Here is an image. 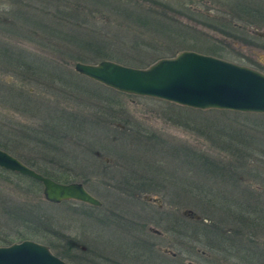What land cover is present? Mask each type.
Wrapping results in <instances>:
<instances>
[{"label":"rangeland","instance_id":"obj_1","mask_svg":"<svg viewBox=\"0 0 264 264\" xmlns=\"http://www.w3.org/2000/svg\"><path fill=\"white\" fill-rule=\"evenodd\" d=\"M235 5L0 0V148L101 202L51 203L0 169V246L33 240L70 264H264V114L127 94L74 69L193 50L264 73V24Z\"/></svg>","mask_w":264,"mask_h":264},{"label":"water","instance_id":"obj_2","mask_svg":"<svg viewBox=\"0 0 264 264\" xmlns=\"http://www.w3.org/2000/svg\"><path fill=\"white\" fill-rule=\"evenodd\" d=\"M74 69L79 74L127 94L153 97L200 110L264 113V73L192 50H182L175 56L160 58L145 68L103 59L95 64L76 62ZM0 168L40 182L43 196L48 202L75 200L93 206L101 205L82 183L58 182L1 148ZM0 264L70 263L54 255L47 245L26 239L0 246Z\"/></svg>","mask_w":264,"mask_h":264},{"label":"flooded vegetation","instance_id":"obj_3","mask_svg":"<svg viewBox=\"0 0 264 264\" xmlns=\"http://www.w3.org/2000/svg\"><path fill=\"white\" fill-rule=\"evenodd\" d=\"M234 1L236 2V5L233 7L231 6L230 7L232 8L233 11L236 10L238 17L242 16V18L246 19L247 21L249 20L247 19L248 16L254 17L257 19H251V20L264 24L263 20L261 21L259 20L262 17L261 15L264 16V0H259V2H255V0H234ZM252 32L255 36L264 40V28L256 27V29L253 30ZM242 47L244 48L245 46L242 45ZM252 52H254V49H252ZM146 197H149V196H145V198ZM154 199L155 198L151 197V200H154ZM151 230L153 229L150 228V231Z\"/></svg>","mask_w":264,"mask_h":264},{"label":"trees","instance_id":"obj_4","mask_svg":"<svg viewBox=\"0 0 264 264\" xmlns=\"http://www.w3.org/2000/svg\"><path fill=\"white\" fill-rule=\"evenodd\" d=\"M25 164L26 165H28L29 167H31V168H33V169H35L37 172H39V173H41V174H43V175H45V176H49V175H47L45 172H43V171H41V170H39V169H36V168H34L32 165H29L28 164V162H25ZM1 169V168H0ZM1 170H3V169H1ZM3 171H6V170H3ZM6 172H10V171H6ZM10 173H14V174H18V173H15V172H10ZM33 180V179H32ZM33 181H35V180H33ZM35 182H37V181H35ZM237 199V198H236ZM226 205H228L229 206V204H226ZM245 206V207H244ZM248 206L249 205H241L240 206V210H238V213H236V209H235V213H234V215L232 214V213H230V215H231V217L232 216H234V217H237L238 219V221L239 220H241V219H239L240 217L241 218H244V217H246L245 216V214L246 215H248V214H250L251 213V210H245L246 208H248ZM255 208V207H254ZM256 208H258V209H256ZM255 209H254V212H257L258 211V215H259V218L262 220V216L260 215L261 213H263L264 212V210H259V208H261V207H259V206H257ZM246 222V218L245 219H242V222ZM223 239L225 240V236H223V235H221L220 237H218L217 238V236H214V237H212V238H210V240H211V243L210 244H214V246L217 244L219 247H222V246H224V242H223ZM68 243V246L70 247H72V245L69 243V242H67ZM213 246V247H214Z\"/></svg>","mask_w":264,"mask_h":264}]
</instances>
